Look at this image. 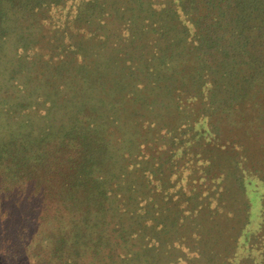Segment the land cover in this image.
<instances>
[{
  "label": "trees",
  "instance_id": "trees-1",
  "mask_svg": "<svg viewBox=\"0 0 264 264\" xmlns=\"http://www.w3.org/2000/svg\"><path fill=\"white\" fill-rule=\"evenodd\" d=\"M222 260L264 264V0H0V264Z\"/></svg>",
  "mask_w": 264,
  "mask_h": 264
},
{
  "label": "rangeland",
  "instance_id": "rangeland-1",
  "mask_svg": "<svg viewBox=\"0 0 264 264\" xmlns=\"http://www.w3.org/2000/svg\"><path fill=\"white\" fill-rule=\"evenodd\" d=\"M11 42H12V39H9V42L7 44V46H8L7 47L8 48L7 51H8L9 54H11L13 52V50L10 49L11 46H12ZM35 120L38 121L37 118ZM256 141L257 140H252V143L254 145H256L257 144ZM255 184L257 185L256 187L251 184V185L247 186V190H246L247 191L246 192L247 195H246L245 198L247 200H249L250 203H251V207H250V219H251V221H250V223H248L246 225V229L247 230L256 229V227L258 225V220H259V197H258V194L255 193L254 191L258 190V189L260 190V189H262V187L260 186L259 183H255ZM245 245H246L245 243L241 245V246H243V248L241 246H240V248L237 247V249L235 251V254H233V257L235 258L236 254H237L236 257H239V258L242 257V258L246 259L247 261L251 262L252 260H255V258L257 257L256 251L255 250L246 249ZM179 254L181 256H183L181 251H179ZM220 264H223V260H222V262ZM226 264H228V262H226Z\"/></svg>",
  "mask_w": 264,
  "mask_h": 264
}]
</instances>
